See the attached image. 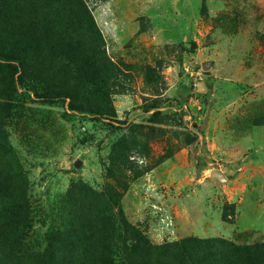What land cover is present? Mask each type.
<instances>
[{
  "label": "rangeland",
  "instance_id": "1",
  "mask_svg": "<svg viewBox=\"0 0 264 264\" xmlns=\"http://www.w3.org/2000/svg\"><path fill=\"white\" fill-rule=\"evenodd\" d=\"M190 239L264 244V0H0V264Z\"/></svg>",
  "mask_w": 264,
  "mask_h": 264
},
{
  "label": "trees",
  "instance_id": "2",
  "mask_svg": "<svg viewBox=\"0 0 264 264\" xmlns=\"http://www.w3.org/2000/svg\"><path fill=\"white\" fill-rule=\"evenodd\" d=\"M95 54L96 57H92L93 65L99 68L102 74H107L110 60L102 51H97ZM13 67L15 73H18L17 66L13 65ZM42 97L50 102L60 98H71L66 92H56ZM69 107L73 111L97 114L80 105H75L72 100ZM183 248L186 256L193 264H264V244L237 246L219 239H206L204 241L190 239L185 241ZM202 254H204V258Z\"/></svg>",
  "mask_w": 264,
  "mask_h": 264
},
{
  "label": "water",
  "instance_id": "3",
  "mask_svg": "<svg viewBox=\"0 0 264 264\" xmlns=\"http://www.w3.org/2000/svg\"><path fill=\"white\" fill-rule=\"evenodd\" d=\"M209 66L210 65H205V69H208L209 68ZM79 164H81V163H79ZM212 175L214 176V177H216V178H219L220 180H222V181H224V180H226V175L220 170V169H214L213 171H212Z\"/></svg>",
  "mask_w": 264,
  "mask_h": 264
}]
</instances>
